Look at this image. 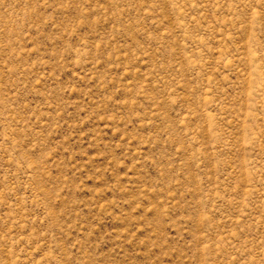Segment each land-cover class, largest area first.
<instances>
[{
    "label": "rangeland",
    "instance_id": "374dc122",
    "mask_svg": "<svg viewBox=\"0 0 264 264\" xmlns=\"http://www.w3.org/2000/svg\"><path fill=\"white\" fill-rule=\"evenodd\" d=\"M0 264H264V0H0Z\"/></svg>",
    "mask_w": 264,
    "mask_h": 264
}]
</instances>
